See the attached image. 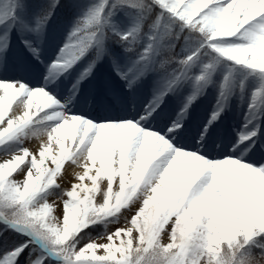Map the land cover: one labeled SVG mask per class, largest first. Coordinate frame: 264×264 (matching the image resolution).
<instances>
[{"label": "snow or ice", "instance_id": "6c2138e0", "mask_svg": "<svg viewBox=\"0 0 264 264\" xmlns=\"http://www.w3.org/2000/svg\"><path fill=\"white\" fill-rule=\"evenodd\" d=\"M0 156V264H264V0H0Z\"/></svg>", "mask_w": 264, "mask_h": 264}, {"label": "rangeland", "instance_id": "374dc122", "mask_svg": "<svg viewBox=\"0 0 264 264\" xmlns=\"http://www.w3.org/2000/svg\"><path fill=\"white\" fill-rule=\"evenodd\" d=\"M211 103H212L211 97L206 98L205 101L203 102L204 109L210 110ZM242 125H243L242 114H234V115H230L227 118V120L223 124H221L219 127L220 129H223L227 134L235 137L236 134L242 130V127H241ZM66 165H65V168H66ZM65 187H68V184H65ZM97 199L99 198L97 197Z\"/></svg>", "mask_w": 264, "mask_h": 264}, {"label": "bare ground", "instance_id": "6f19581e", "mask_svg": "<svg viewBox=\"0 0 264 264\" xmlns=\"http://www.w3.org/2000/svg\"><path fill=\"white\" fill-rule=\"evenodd\" d=\"M33 143H35V141L30 142L29 147H32ZM4 159H5V157H0V162H3ZM67 168H68V164L66 165V169H67Z\"/></svg>", "mask_w": 264, "mask_h": 264}]
</instances>
